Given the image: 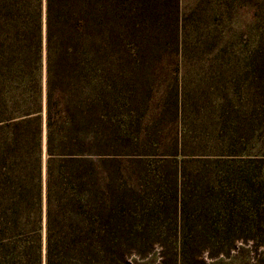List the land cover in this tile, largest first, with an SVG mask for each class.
<instances>
[{
  "label": "trees",
  "instance_id": "obj_1",
  "mask_svg": "<svg viewBox=\"0 0 264 264\" xmlns=\"http://www.w3.org/2000/svg\"><path fill=\"white\" fill-rule=\"evenodd\" d=\"M98 4L0 0V264H186L199 236L195 259L263 236L262 202L140 142L135 52Z\"/></svg>",
  "mask_w": 264,
  "mask_h": 264
},
{
  "label": "rangeland",
  "instance_id": "obj_2",
  "mask_svg": "<svg viewBox=\"0 0 264 264\" xmlns=\"http://www.w3.org/2000/svg\"><path fill=\"white\" fill-rule=\"evenodd\" d=\"M98 1L95 28L122 33L119 43L135 52L140 142L154 144L153 157L178 146L187 177L221 176L231 198L264 210V0ZM232 164L238 174L227 173ZM204 242L189 244L183 262L264 264V235L195 259L217 246ZM157 253L136 264H159Z\"/></svg>",
  "mask_w": 264,
  "mask_h": 264
}]
</instances>
